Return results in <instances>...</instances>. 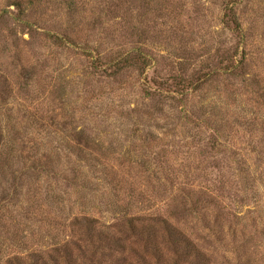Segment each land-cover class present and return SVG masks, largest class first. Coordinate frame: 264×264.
<instances>
[{"label": "rangeland", "instance_id": "obj_1", "mask_svg": "<svg viewBox=\"0 0 264 264\" xmlns=\"http://www.w3.org/2000/svg\"><path fill=\"white\" fill-rule=\"evenodd\" d=\"M0 264H264V0H0Z\"/></svg>", "mask_w": 264, "mask_h": 264}, {"label": "trees", "instance_id": "obj_2", "mask_svg": "<svg viewBox=\"0 0 264 264\" xmlns=\"http://www.w3.org/2000/svg\"><path fill=\"white\" fill-rule=\"evenodd\" d=\"M146 56H144L143 54L141 55H138V54H132L130 56H128L127 58L124 59V61L122 62L123 64H127V63H132V62H137L138 64H141V65H145L146 63ZM121 64L118 63V65Z\"/></svg>", "mask_w": 264, "mask_h": 264}]
</instances>
